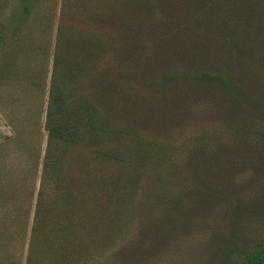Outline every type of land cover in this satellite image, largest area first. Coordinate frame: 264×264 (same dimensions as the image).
<instances>
[{"label": "rangeland", "instance_id": "1", "mask_svg": "<svg viewBox=\"0 0 264 264\" xmlns=\"http://www.w3.org/2000/svg\"><path fill=\"white\" fill-rule=\"evenodd\" d=\"M151 1L153 12L126 15L145 74L117 120L181 158L197 149L180 189L185 211L170 215L142 189L127 212L125 198L114 204L103 191L89 199L84 229L35 233L62 0H0V264H242L264 245V150L243 146L236 131L264 125V0ZM195 63L228 70L261 111L232 106L214 84L165 86L170 75H192ZM28 151L40 164L33 179Z\"/></svg>", "mask_w": 264, "mask_h": 264}, {"label": "trees", "instance_id": "2", "mask_svg": "<svg viewBox=\"0 0 264 264\" xmlns=\"http://www.w3.org/2000/svg\"><path fill=\"white\" fill-rule=\"evenodd\" d=\"M141 6L150 13L155 9L151 0H62L46 114L48 138L35 207L37 235L51 237L67 230L66 224L74 232L84 229L83 219L91 217L89 199L103 191H110L114 204L125 198L127 212L134 209L142 189L156 202L165 203L170 215L185 211L187 198L180 189L197 149L181 158L169 146L140 137L133 123L117 120L134 105L129 96L145 74L139 61H134L137 43H131L138 31L125 23L126 15H139ZM195 64L192 75L180 79L170 75L165 86L180 80L214 84L219 94L234 100L232 106L261 111L228 70L199 69ZM119 100L125 107L116 103ZM246 128L236 129L240 143L253 151L264 150V125ZM34 157L28 151L27 173L32 179L34 167L40 168L39 161L33 165ZM200 194L203 206L211 195ZM113 213L123 211L114 206ZM52 241L43 242L51 245ZM242 264H264V245Z\"/></svg>", "mask_w": 264, "mask_h": 264}]
</instances>
